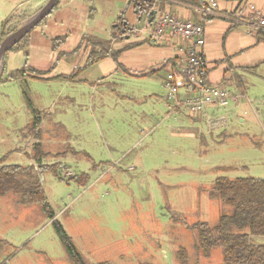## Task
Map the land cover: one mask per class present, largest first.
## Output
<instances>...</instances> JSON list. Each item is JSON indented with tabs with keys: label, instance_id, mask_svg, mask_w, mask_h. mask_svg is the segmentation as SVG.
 Segmentation results:
<instances>
[{
	"label": "rangeland",
	"instance_id": "1",
	"mask_svg": "<svg viewBox=\"0 0 264 264\" xmlns=\"http://www.w3.org/2000/svg\"><path fill=\"white\" fill-rule=\"evenodd\" d=\"M12 3L0 0V28L17 9ZM122 16L144 30L128 0H60L24 43L0 59V124L6 126L0 133L18 137L31 110L40 111V162L53 167L38 177L87 264H224L221 248L203 255L190 227L202 221L214 227L230 212L208 196L218 176L264 179V65L245 74L243 87L226 85L229 98L204 114L168 113L162 72L146 78L113 73L115 61L86 65L89 48L82 43L76 50L83 35L108 38ZM142 31L130 39L144 37ZM26 67L43 74L7 80ZM63 74L74 77L58 79ZM21 146L32 161L21 151L6 164L37 166L35 145ZM83 173L82 184L77 179ZM15 200L8 194L0 206L38 213L6 228L16 233L9 261L18 254L29 264H72L41 206ZM251 241L264 244V236Z\"/></svg>",
	"mask_w": 264,
	"mask_h": 264
},
{
	"label": "crops",
	"instance_id": "2",
	"mask_svg": "<svg viewBox=\"0 0 264 264\" xmlns=\"http://www.w3.org/2000/svg\"><path fill=\"white\" fill-rule=\"evenodd\" d=\"M42 1L43 0H2V2L5 3L13 2L10 5H16L17 7L16 11L8 14L6 18L18 14L19 12L28 14V11L31 12L37 7H40ZM215 1L217 2V6L211 9L207 3L208 0H159L160 11H156L151 26H153V23L155 24L156 18L160 13H169L184 20L202 23L205 37V45L202 54L207 66V82L209 84L223 86L231 84L240 88L244 86L245 74H253L261 65H264V41L256 42L257 37L255 34L248 33L247 18L250 13L245 8V4H253L264 18V0ZM204 11L207 12L206 15H204ZM148 28L144 25V30L146 31L148 29L147 31H149L150 24ZM144 30H141L142 33L145 34L144 37L131 40L130 35L141 31L137 30L134 26H129L127 23L125 31L118 29L113 32L115 36H113L112 33L108 38H101L110 40L113 49H120L126 45L135 44V46L120 54L118 63H120L121 67H119L116 62L113 73L118 74L120 72H125L130 76L146 78L151 77L145 76L149 72L153 71L152 76L159 75V73L162 72L164 80L168 72L177 71L181 65L185 63L186 56L184 46L186 41L179 36L170 34H165L159 39L154 40L153 36H151L149 32L144 33ZM107 59L113 60L107 57L100 61ZM245 67H257V69L254 72H238L236 70L237 68ZM237 97L238 96L234 98L236 99ZM215 105H210L207 108ZM167 110L168 113H177L179 111L186 112L182 109L170 111L167 108ZM0 125L6 128L5 125ZM27 126L24 128L21 127V136L19 135L13 139H8V137L0 133V162H2L0 165H11L6 164V161L13 153L21 151H24V154L28 155L32 161L33 155L27 152L25 148L23 149L21 143L26 142L28 146L42 144V139L39 138L41 122L32 132H27ZM44 133L47 134L49 132L44 131ZM48 135L50 139L51 135ZM36 156H38V154ZM3 198L4 197L0 198V200ZM15 203L17 205V200H15ZM35 212L38 213L35 209L18 205H10L8 207L0 206V239L2 240V243H0V259L4 257V262L2 264H10L13 260H15V264H29L28 257L25 259L18 254L9 261L8 247L15 245L16 233H8L6 228H8V226L17 225L19 221L22 223L25 219V214L31 213L33 215ZM56 216L57 214L54 213V218Z\"/></svg>",
	"mask_w": 264,
	"mask_h": 264
},
{
	"label": "trees",
	"instance_id": "3",
	"mask_svg": "<svg viewBox=\"0 0 264 264\" xmlns=\"http://www.w3.org/2000/svg\"><path fill=\"white\" fill-rule=\"evenodd\" d=\"M128 2L134 5L135 13L141 19L148 17L153 9L160 11L159 0H128ZM31 16L19 12L6 18L1 23L0 41L20 28L22 23ZM124 21L125 19L120 17L117 27L121 29ZM30 31L10 50L14 49L21 41L24 43ZM255 36L257 37L256 42L264 41L263 31L256 33ZM82 43H85L86 49L89 48L86 65L107 57L118 63L120 54L135 46V44H129L120 49H113L110 40L83 35L76 50L80 49ZM118 66L121 67L120 63H118ZM256 69L257 67H245L236 70L238 72H254ZM28 72L37 73L39 76L43 74L40 70L26 67L10 72L7 80L23 78L29 75ZM152 74L153 71L145 76H152ZM73 77L72 75L63 74L58 76V79H72ZM31 112L33 118L27 126L29 132L34 131L41 122L40 111L32 109ZM34 147L38 153V156H36L37 166L0 165V198L12 193L17 196V202L23 205H40L43 213L51 220L55 234L61 242L69 261L72 264H87L62 224L54 218V212L49 205L38 177L41 170H47L53 166L42 164L40 160L44 155L41 151V145L37 144ZM77 180L82 184L85 183L87 174L79 175ZM208 196L211 199H218L224 206L230 208V212L222 214L214 227L205 221L191 225L190 228L196 233L197 248L204 256H209L215 248H221L224 264H264V244L257 245L251 241V236H264V179L254 177L230 179L227 176H218L215 178ZM0 243H2L1 239ZM179 256L184 262V250L180 251Z\"/></svg>",
	"mask_w": 264,
	"mask_h": 264
},
{
	"label": "built area",
	"instance_id": "4",
	"mask_svg": "<svg viewBox=\"0 0 264 264\" xmlns=\"http://www.w3.org/2000/svg\"><path fill=\"white\" fill-rule=\"evenodd\" d=\"M211 9L217 6L215 0H208ZM249 11L247 28L249 34L264 32V18L257 8L250 3L245 4ZM204 11V15H206ZM146 28L149 26L144 20ZM149 29V28H148ZM147 29V30H148ZM149 32L153 39H159L165 34L183 38L186 60L177 71H170L165 75L163 85L166 88L167 108L170 111L182 109L190 116L204 113L210 105L220 103L229 98V92L223 85L207 82V66L203 58L205 45L204 27L200 22L184 20L173 14H158L155 24H150ZM68 173V172H67Z\"/></svg>",
	"mask_w": 264,
	"mask_h": 264
},
{
	"label": "water",
	"instance_id": "5",
	"mask_svg": "<svg viewBox=\"0 0 264 264\" xmlns=\"http://www.w3.org/2000/svg\"><path fill=\"white\" fill-rule=\"evenodd\" d=\"M59 0H48L45 5L33 15L26 23H24L20 28H18L13 33L6 36L0 43V59L4 54L11 49L16 43H18L31 29H33L38 23H40L53 8L57 5ZM155 9L151 10L146 21L151 24L153 17L156 14ZM150 16V17H149ZM120 29V28H119ZM126 23L123 22L121 30L125 31Z\"/></svg>",
	"mask_w": 264,
	"mask_h": 264
}]
</instances>
